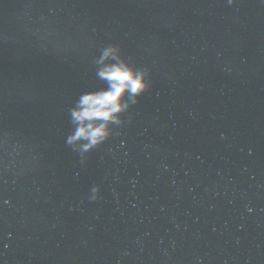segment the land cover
Here are the masks:
<instances>
[{"label":"water","instance_id":"95a60500","mask_svg":"<svg viewBox=\"0 0 264 264\" xmlns=\"http://www.w3.org/2000/svg\"><path fill=\"white\" fill-rule=\"evenodd\" d=\"M109 43L150 87L80 154ZM0 264H264V0H0Z\"/></svg>","mask_w":264,"mask_h":264},{"label":"clouds","instance_id":"9594fccd","mask_svg":"<svg viewBox=\"0 0 264 264\" xmlns=\"http://www.w3.org/2000/svg\"><path fill=\"white\" fill-rule=\"evenodd\" d=\"M233 0H228L231 4ZM97 79L103 87L82 91L69 109L73 125L66 143L80 154L89 152L111 135V126L122 122L121 113L137 103L150 87L146 71L133 66L120 54L119 45H105L95 58ZM93 193L99 192L94 186ZM98 199V195L92 197Z\"/></svg>","mask_w":264,"mask_h":264}]
</instances>
